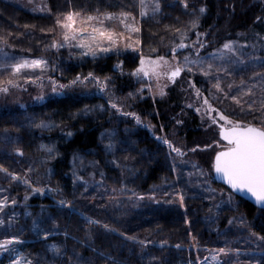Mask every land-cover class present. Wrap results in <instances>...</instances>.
<instances>
[{"label": "trees", "instance_id": "1", "mask_svg": "<svg viewBox=\"0 0 264 264\" xmlns=\"http://www.w3.org/2000/svg\"><path fill=\"white\" fill-rule=\"evenodd\" d=\"M47 2L50 12L43 14L30 12L11 0H0V37L7 39L6 45L32 57L47 56L57 67L49 79L23 82L7 93L0 92V168L8 170L0 171V188L8 189L13 197L0 207V214L9 206L8 211L18 216L11 230L0 231V238H13L6 252L0 253V264L12 257V249L18 251L21 264H264V240L259 239L264 237V230L257 227H261L259 224L250 227L255 215L264 210L234 195L237 207L227 204L226 195L232 193L217 184L212 175L213 156L220 149L216 145L218 129L205 118V110L201 113L203 121L199 114L190 112L191 116L177 126L178 135L183 137V143L177 140L178 147L187 150L181 161L172 154V161H166V146L159 139H151L148 129L136 124L135 116L129 113L131 110L136 117L148 119L155 127L160 123L170 125L185 108L184 101L190 100L187 95L194 87L190 88L189 82H197L209 102L234 120L253 119L246 113L248 104L255 101L257 119L253 123L260 126L264 119V0H159V18L139 22V55L162 53L173 36L189 32L190 39L203 34L200 38L205 47L200 55L204 59L195 64L201 76L190 81L182 74L172 82L168 98L147 97L143 101L129 96L134 87L130 75H112L117 73L114 65L118 62L126 71L134 69L139 55H108L93 62L72 59L62 50L47 51L54 37L55 16L69 12L95 14L97 9L99 13L134 12L136 0ZM200 4L206 9L203 14ZM197 17L198 25L193 28L192 21ZM227 41H234L244 52L252 44L260 55L222 54L221 47ZM201 64L205 69L212 64L214 70L224 68L231 73H220L221 88L228 91L227 85H233L228 99L213 88L215 71L205 77ZM90 70L106 85L103 92L108 98L96 93L88 97L77 88L56 95L58 84L54 82L68 86L65 82L69 78L75 80L80 72ZM63 71L70 77H59L58 72ZM42 82L53 84L40 88ZM111 82L117 89L115 100L108 94ZM10 93L19 95L13 99ZM210 93L219 95L223 103H217ZM233 95L239 105L231 99ZM90 103L95 106L93 110L86 108ZM130 125L142 132L136 148L122 150L115 146L116 157L106 160L98 145L100 133L110 126L121 132V127ZM47 139L50 146L54 145V152L46 153L43 159ZM144 147H153L155 155L141 156ZM76 155L81 158L82 170L81 176L74 178L70 168ZM126 165L132 171L130 175ZM172 166L175 180L156 190L154 198L148 197V186L158 179V168ZM8 173L18 179L13 180ZM207 184L212 189L218 186L220 191ZM61 200L71 207L62 206ZM33 219L48 225L41 240L30 231ZM88 219L99 223L90 224ZM21 224L24 230L19 229ZM217 249H229V254L215 261L197 258H207L210 250Z\"/></svg>", "mask_w": 264, "mask_h": 264}, {"label": "rangeland", "instance_id": "2", "mask_svg": "<svg viewBox=\"0 0 264 264\" xmlns=\"http://www.w3.org/2000/svg\"><path fill=\"white\" fill-rule=\"evenodd\" d=\"M12 2H14L15 5L20 6L30 12L33 13H49V5L47 0H11ZM155 3L156 0H144V4H143V8L141 6L140 0H136V4H137V10L134 12H125V11H109L106 10L102 13H95V14H85V13H81V16H98L100 19H104V16L102 14H114V16L116 17L113 20H104V25L106 27H110L113 28L117 31H122L123 30V25H121L119 23V18H120V14L121 13H128L130 14L128 20L126 21L127 23H132V19L131 17H135V26L139 27V22L143 19H157L160 16V11L158 12H154L153 9L155 7ZM204 6L202 4H200L199 9ZM146 12L145 16H141L140 13L141 11ZM64 15L67 14H63V15H57L55 16V22L57 17H63ZM55 22H54V28H52V32L54 31V37L53 40L51 41V43L48 45L47 47V51H65L67 53V55L70 58H75L76 60L78 59L79 61H82L83 59H89L93 62H98L99 60L107 57L108 55H114V56H125L128 53H131L134 57H136V55H139V46L140 43L137 44L135 43L136 40H139V33H133L132 34V40L131 41H121V43L113 50L110 51L108 53H98L97 56L95 58H93L91 55H81L82 50L79 48H75V47H69V46H64V47H54L53 44L54 43H60L62 42V38L59 35L60 30L58 28L55 27ZM185 34V39H184V43L189 45V47L183 48V49H179L177 48L175 56L176 59L172 60V48H174L177 44H179L181 42V36L180 33L176 34L175 36L172 37V39L170 40L168 47L165 49L164 52L162 53H150V54H141L143 55L145 58L151 57L152 59H155L157 56H164L166 59L170 60L172 63H177L179 62L181 65H183L184 63V57L187 56L189 58L190 61H193V63H190L187 67H191L192 71L189 72L187 71V69H185L184 71L181 72V74L178 76V78L184 74L185 77L189 78L188 80H194V77H198L201 76L200 72L198 73V71H196V67L195 64L204 59V56L200 55L201 53V48H199V45H194L193 42H195L197 40V36L195 35L192 39H190V34L189 32H184ZM200 40L202 41V39L200 38ZM227 42H232L233 45V51L229 52L227 50L223 49V45L221 47V51L222 54H232L235 56H241L242 54H246L247 57H258L260 55V50L256 47H254L252 44H250V46L245 50V52L241 49V47H239V45L237 43H235L234 41H227ZM125 43H131L132 47H125ZM226 43V42H225ZM197 49L199 50V55H197ZM214 52H212L211 54H213ZM141 55H139L138 58V63L135 66L134 69L126 71V69L124 68V65H122V63L118 62L117 64L114 65V70L117 72L115 74L112 75H119V76H123V75H130L131 79L134 81V87L131 88L133 91L130 92L129 96L132 97V95L139 97V99L141 101H143L144 99H146L147 97H150L152 100H163L166 99L170 96V91L169 88L170 86H172V82L173 80H169L167 77H162L159 80H157L155 77H146L143 74H139V75H133L134 72H136V69L140 67V58ZM36 59H40L43 61H46V65L42 66V68H36V69H22L21 72L19 74H17L16 76H12L11 72V65H14L16 63H20L24 60H28V61H32V60H36ZM66 59V58H65ZM198 59V60H197ZM197 60V61H196ZM122 62V61H121ZM57 67L55 68V66L53 65V63H51L48 59L47 56H41V57H32L29 56L27 54H24L22 52H16L15 50H13L10 46H7L6 44H3L2 42H0V80H6V79H15L17 81L18 84H21L23 82H29V81H34L37 79H49L52 76L55 75V71H56ZM89 73H91L92 75L96 76V72L94 71H88V72H80L77 76L80 77V81L81 82H77L76 84H71V81H73L71 78H69L70 76H67V74L65 73V71L63 72H58L59 77H68L67 82H65L66 85L63 87H60L61 82L60 81H56L54 82V84H58L56 85V91H54L56 93V95H62L63 94V90H72L74 88H77L81 91L82 95H87L88 97H90L92 94H100L103 97L108 98L107 95H105V93L103 92V90H105L106 86L103 87V90H101L102 86L104 85L103 81H101L99 78V81L101 82L100 84L96 83V80L94 79H85V77L89 76ZM75 76V77H77ZM94 77V76H93ZM96 78V77H95ZM105 80H108L105 79ZM113 81V79H112ZM112 83V82H111ZM46 84H53L51 82H42L40 83V88H43L44 85ZM194 85V88L192 89V92L189 93L188 99H190L189 101L185 100L183 106L185 107L184 109L181 110V112L177 113L176 117H175V122H173L172 124L169 123L168 124H161L157 125L155 127V125H150L148 122V119L145 120V118H138L136 117L137 114L132 113V111L130 110L129 113L135 116V121L137 122V118L139 119V123L137 122L136 124L141 125L143 128L148 129L147 131L150 132V136L151 139H159V141H161L160 143H162V145L166 146V154H167V158L166 161H172V155H174L176 158H179L181 161L182 159H185V153L187 154V150L181 149L178 147V141L177 140H181V143H183V137L178 135V130H177V126L182 122V120H185L187 116H191L190 112L193 114H199L200 116V120L203 121L204 118L202 119V111L205 110L206 114H208V118L205 117L207 120H212V117H215L217 115V113L215 112H208L207 111V106L203 104V97H208V94H206V92H203V86L201 84L197 85V82L194 83H190L189 82V87L191 88V86ZM114 83H112V90L111 92H109V96L112 100H115L117 98V89L113 86ZM128 86V85H127ZM115 89V92H113V90ZM196 89H199L200 92H203L204 94L201 95L200 98L197 97L196 95ZM60 91V92H59ZM116 93V95H115ZM163 93V94H161ZM138 94H140L138 96ZM16 95H19L18 93H10V97H12L13 99L16 98ZM41 97L45 96V94L41 93L39 94ZM116 96V97H115ZM190 97V98H189ZM191 105V107L189 106ZM213 106V105H212ZM94 105L93 104H87L86 108L93 110L94 109ZM214 107V106H213ZM131 108V107H130ZM129 108V109H130ZM216 108V107H214ZM190 109V110H189ZM197 109H199V111H197ZM153 110L150 111L149 115H153ZM232 119V118H231ZM253 122V119L251 117L246 118L245 122ZM259 125V124H256ZM125 128V129H123ZM167 128V129H166ZM142 134V132H139V128H137V126L135 125H130L127 127H121V132L117 131L115 128L113 127H108L105 130H103L100 133L99 136V147L101 149V154L102 156L108 160V161H112L114 160V157H116V151H115V146H118L120 149H132V148H136V145H138V141L139 138H142V136H140ZM164 141H167L168 143H165ZM50 139H47V141H45L44 146H43V159H45L47 157L46 153H49V151L47 149H51L54 152V145L52 144L50 146ZM109 145H111V147H109ZM169 145H171L172 147H169ZM173 148H177L180 149V152L183 153V155H178L176 151H173ZM143 150H140L141 152L140 155L144 156L146 158L152 157L153 155H155V149L153 147H151V149L149 148H141ZM157 151V150H156ZM119 160V159H118ZM130 160V159H129ZM165 161V162H166ZM81 158L76 155L74 157H72L71 160V168H70V175L72 177H80L81 176ZM160 165V164H159ZM127 169V174H131L132 171L128 170V165H126L125 167ZM158 179L155 182H152L151 184H149L148 189L150 192V194H148V197L154 198L156 196V194L154 193L156 190L161 189L162 187H167V185H170L174 180H175V170L174 167H162L158 168ZM129 174V175H130ZM33 179L35 180V177H33ZM207 187L211 188L210 184L206 185ZM214 187V186H213ZM216 186L214 187L212 190H219L220 188ZM154 190V191H153ZM220 191V190H219ZM51 192V191H50ZM12 192H10L8 189L6 188H0V201H2L0 204H2V207H4L5 205V201H9L12 197ZM52 194V193H51ZM227 201H228V205L230 204V206H232L233 208L237 207L236 204V199L234 198V196L227 194ZM181 201V200H180ZM9 206L6 207V211L3 214V212H1L2 214H0V221H3V224H0V231H2V229H7V230H11L16 224H17V218L18 216L13 212V211H8ZM256 218V219H255ZM255 222L251 225L250 227H255V224H259L260 226L259 229L264 230V213H259L258 215H255ZM4 219H6V222L4 221ZM36 221L39 223L40 227L39 229L34 228L33 226V222ZM253 222V221H252ZM46 226L47 223H45L43 220H39V219H33L30 222V231L32 232V234L34 236H36L38 238V240H41L43 238L44 232L46 230ZM21 230H24L25 227L21 224V227L19 228ZM13 232V231H10ZM13 241V238L10 239H6V238H0V243H3L4 241ZM10 245L6 246L7 247ZM194 248H196V246H193ZM224 252H221L220 250H210L209 254L205 257H197L200 261H215L220 257H225L227 256V254H229V249H224ZM5 253L6 250L3 248H0V253ZM10 252L12 253V257L10 259H6V261L4 262V264H15V262H18V264H21L20 262V257L17 256L18 251L15 250H10ZM202 253V252H201ZM198 256V255H197ZM2 264V263H1Z\"/></svg>", "mask_w": 264, "mask_h": 264}, {"label": "snow or ice", "instance_id": "3", "mask_svg": "<svg viewBox=\"0 0 264 264\" xmlns=\"http://www.w3.org/2000/svg\"><path fill=\"white\" fill-rule=\"evenodd\" d=\"M141 6L143 8L144 0H140ZM184 7L187 8L188 5L185 3ZM154 12L160 11L159 0H156ZM206 9L201 7L199 12L201 14L205 13ZM99 13V9H97ZM104 19H100L98 16H81L80 12H69L67 15H64L62 18L57 17L55 22V27L60 30L59 35L62 38V42L54 43V47H75L82 50L81 55H91L93 58L97 56L98 53H108L113 51L121 41H131L133 33H139L140 28L135 26V17H131L132 23H127L130 14L121 13L119 18V23L123 25L122 31H117L113 28L106 27L104 25V20H113L116 17L114 14H102ZM141 16H145L146 12L143 10L140 13ZM199 22V17L192 21V27H197ZM27 27V25L25 26ZM180 32L179 29L176 30ZM197 40L194 45H199V48L205 47V44L200 40L201 33H197ZM181 42L172 48V60L176 59L175 53L177 48L183 49L189 47V45L184 43L185 34L180 32ZM0 42L7 44L8 41L4 37H0ZM135 43L139 44L140 41L136 40ZM125 47H132L131 43H125ZM223 49L229 52L233 51L232 42H226L223 44ZM153 51H155L153 49ZM197 55H199V50L197 49ZM46 61L36 59L32 61L24 60L20 63L11 65V75L16 76L21 72L22 69H36L42 68L46 65ZM193 61H190L187 56L184 57V63L181 65L179 62L172 63L170 60L166 59L164 56H157L155 59L151 57L145 58L141 55L140 58V67L136 69V72L133 75L143 74L146 77H155L159 80L162 77H167L169 80H175L182 71L187 69L191 72L192 68L187 67ZM201 73L205 77L213 75L215 71V80L216 83L213 84V88L217 90L218 93H223V99L229 98V93L231 92L233 85L229 83L227 85L228 91H225L221 88V75L223 72L225 75H231V73L224 68L213 69L212 64H208L207 69H205L202 64L200 67ZM94 79L97 84H100L98 78L92 76L89 73L88 77L85 79ZM80 81V77H77L75 80L71 81V84H76ZM103 85L101 90H103ZM194 87V85H192ZM10 87H19V84L15 79H6L0 80V92L7 93ZM60 87H65L61 85ZM55 90V89H54ZM250 91V90H249ZM163 94V93H161ZM212 98L217 101V103H223V100L219 95L210 93ZM196 95L198 98L201 97V92L199 89H196ZM231 99L234 100L238 105L240 101L236 96H231ZM248 104L249 111L246 113L248 115H253V120H256L257 117L254 114L253 104ZM203 104L207 106L208 112H215L217 115L212 117V124L217 125L219 128V141H216V145L221 150L215 152V156L212 162V167L217 175H219L226 183L230 186L231 189H234L241 193H248L251 197L255 198V201L264 205V119L260 120V126H256L255 123L243 122L241 120H234L230 118V114H227L225 111H221L217 108H214L209 102L208 97H203ZM113 108H116L117 105L113 103L111 105ZM191 107V105H189ZM262 112H264V104H262ZM199 111V109H197ZM241 112H244L243 105H241ZM139 123V119L137 118ZM44 125H37V127H42ZM70 135V134H69ZM221 141L225 143H221ZM168 143L167 141H164ZM111 147V145H109ZM169 147H172L169 145ZM51 152V149H47ZM173 151H176L178 155H183L180 152V149L173 148ZM23 155V153H20ZM0 171L5 173L8 172L7 169L0 168ZM13 180L18 179L15 174L8 173ZM36 191H41L36 189ZM184 197L181 195L180 200L183 201ZM15 203V201H13ZM62 206L71 207V205L61 200L59 202ZM2 207V204H0ZM90 224L99 223V221H93L91 219L87 220ZM232 223V221H229ZM0 224H3V221H0ZM34 228L39 229L40 225L38 222H33ZM107 227V225H105ZM255 235V233H253ZM47 234L45 235V239ZM129 239H135L134 237H129ZM259 239L264 240V237H259ZM12 243V241H4L0 243V248L6 250L7 244ZM143 243V241H141ZM221 252H224V249H220ZM18 264V262H15ZM30 264V262H29Z\"/></svg>", "mask_w": 264, "mask_h": 264}, {"label": "water", "instance_id": "4", "mask_svg": "<svg viewBox=\"0 0 264 264\" xmlns=\"http://www.w3.org/2000/svg\"><path fill=\"white\" fill-rule=\"evenodd\" d=\"M257 126V125H256ZM218 137H219V128H218ZM223 142V141H222ZM225 143V142H223ZM215 156V155H214ZM214 159V157H213ZM212 173H213V178H214V181L220 185H222L223 187L227 188L232 194H234L235 196L237 197H240L244 200H246L247 202H249L250 204H252L253 206H255L257 209H261V210H264V205L258 203L255 201V198L254 197H251L250 194L248 193H241V192H238L234 189H231L229 185H227V183L219 176L215 173L214 171V168L212 167Z\"/></svg>", "mask_w": 264, "mask_h": 264}, {"label": "bare ground", "instance_id": "5", "mask_svg": "<svg viewBox=\"0 0 264 264\" xmlns=\"http://www.w3.org/2000/svg\"><path fill=\"white\" fill-rule=\"evenodd\" d=\"M212 162H213V160H212ZM212 175H213V173H212Z\"/></svg>", "mask_w": 264, "mask_h": 264}]
</instances>
